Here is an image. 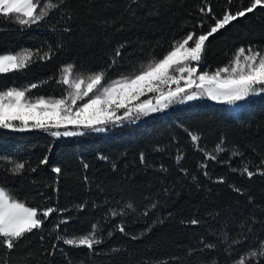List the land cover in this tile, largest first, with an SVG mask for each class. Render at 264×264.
I'll return each instance as SVG.
<instances>
[{"label":"trees","instance_id":"obj_1","mask_svg":"<svg viewBox=\"0 0 264 264\" xmlns=\"http://www.w3.org/2000/svg\"><path fill=\"white\" fill-rule=\"evenodd\" d=\"M54 2L59 7L31 27L0 18V55L35 54L27 69L0 75V90L36 84L29 92L33 99L60 98L65 86L57 81L69 64L85 77L131 76L162 59L189 33H207L213 17L234 14L252 0ZM209 8L210 14L201 12ZM240 48L264 53V9L210 36L199 71L211 74L228 66ZM233 105L202 97L103 132L59 138L42 130L0 129V186L27 206L62 210L13 250L0 243V264H237L259 251L264 93ZM44 157L47 164L40 163ZM17 162L25 168L14 175L10 169ZM56 167L59 174L52 170ZM93 225L102 241L94 250L63 243L89 234Z\"/></svg>","mask_w":264,"mask_h":264},{"label":"snow or ice","instance_id":"obj_2","mask_svg":"<svg viewBox=\"0 0 264 264\" xmlns=\"http://www.w3.org/2000/svg\"><path fill=\"white\" fill-rule=\"evenodd\" d=\"M58 7L59 4L54 0H0V18H8L23 27H31L40 24ZM256 8L264 9V0H252L248 7L234 14L227 12L222 18L213 17L215 23L207 33H189L183 40L176 42L162 59L149 63L131 76L106 81L105 73L97 72L85 77L74 73V66L69 64L62 68L57 81L65 86V95L60 98L38 96L33 99L29 92L37 87L36 84H31L28 88L9 87L0 90V129L13 132L42 130L57 138L77 136L84 135L85 130L103 132L109 125L134 123L143 116L164 112L173 104H184L202 97L218 103L236 104L250 96L260 95L264 93V53L260 51L240 48L228 66L211 74L199 71L209 37ZM201 12L208 15L211 9L206 12L201 9ZM34 55L30 50L0 55V75L27 69ZM45 55L51 58L48 54ZM120 55L121 52L117 49L116 56ZM149 94H152L149 98L142 99ZM70 126L75 130H69ZM189 135L193 143H198L197 135ZM221 150L217 146V151ZM208 158L216 159L211 155ZM141 159L143 160V156ZM40 163L47 164L48 158L44 157ZM24 168V163L17 162L10 171L14 175L21 174ZM52 170L57 174L61 172L59 167ZM243 171L249 177L253 175L247 167ZM60 211L62 210L54 207L40 211L27 206L0 186V243L9 251L13 250L26 235L40 230L53 213ZM144 214L147 215V211ZM61 223L67 221L62 220ZM192 223L196 224L197 221L193 220ZM96 231L97 228L93 225L89 234L64 238L63 243L92 251L102 242L96 237ZM118 231L127 234L123 226H119ZM57 239L61 237L57 236ZM261 258H264V242H261L259 251H251L247 258L242 256L237 264H248L249 260L259 264Z\"/></svg>","mask_w":264,"mask_h":264},{"label":"rangeland","instance_id":"obj_3","mask_svg":"<svg viewBox=\"0 0 264 264\" xmlns=\"http://www.w3.org/2000/svg\"><path fill=\"white\" fill-rule=\"evenodd\" d=\"M262 94V93H261ZM152 94H149V96H146V97H142V99H147V98H149L150 96H151ZM255 96H257V95H255ZM197 100H199V99H197ZM194 101H196V100H194ZM211 101H213V102H216V103H218L217 101H214V100H211ZM191 102H193V101H191ZM82 103V102H81ZM189 103V102H188ZM185 104V103H184ZM233 105V104H232ZM235 105V104H234ZM233 105V107H235ZM153 114V113H152ZM69 130H75V129H72L71 128V126L69 127Z\"/></svg>","mask_w":264,"mask_h":264}]
</instances>
